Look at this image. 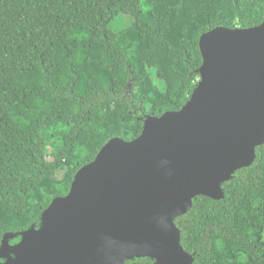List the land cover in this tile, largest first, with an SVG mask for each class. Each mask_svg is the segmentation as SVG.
Masks as SVG:
<instances>
[{
    "label": "trees",
    "instance_id": "obj_1",
    "mask_svg": "<svg viewBox=\"0 0 264 264\" xmlns=\"http://www.w3.org/2000/svg\"><path fill=\"white\" fill-rule=\"evenodd\" d=\"M124 16L131 23L114 32ZM263 22L264 0H0V245L38 228L111 139L132 141L148 116L182 109L204 33ZM222 188L223 199L199 196L175 220L184 250L194 264H264V144Z\"/></svg>",
    "mask_w": 264,
    "mask_h": 264
},
{
    "label": "water",
    "instance_id": "obj_2",
    "mask_svg": "<svg viewBox=\"0 0 264 264\" xmlns=\"http://www.w3.org/2000/svg\"><path fill=\"white\" fill-rule=\"evenodd\" d=\"M199 47L200 80L182 109L148 116L132 141L111 139L38 228L3 237L0 264H194L175 220L199 196L223 199L264 144V22L214 28Z\"/></svg>",
    "mask_w": 264,
    "mask_h": 264
},
{
    "label": "rangeland",
    "instance_id": "obj_3",
    "mask_svg": "<svg viewBox=\"0 0 264 264\" xmlns=\"http://www.w3.org/2000/svg\"><path fill=\"white\" fill-rule=\"evenodd\" d=\"M44 0H35V3L38 5L41 2H43ZM131 18H127V17H122L120 19H118L112 26V29L114 32H117L118 30H121L122 28L126 27L127 25H129L131 23ZM86 52L88 53H92L95 57L93 62H109V59L106 55L102 54V50H86ZM32 140L35 143V148L37 151L41 150L43 147V143L42 140L39 137V132L37 129L32 131ZM241 225H243L242 223H240Z\"/></svg>",
    "mask_w": 264,
    "mask_h": 264
}]
</instances>
